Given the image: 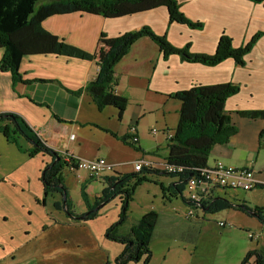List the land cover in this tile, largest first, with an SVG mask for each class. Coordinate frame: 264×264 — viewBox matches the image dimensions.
Returning a JSON list of instances; mask_svg holds the SVG:
<instances>
[{
  "label": "crops",
  "instance_id": "crops-1",
  "mask_svg": "<svg viewBox=\"0 0 264 264\" xmlns=\"http://www.w3.org/2000/svg\"><path fill=\"white\" fill-rule=\"evenodd\" d=\"M177 1L185 16L202 23L203 29L170 24L166 7L115 19L84 13L59 15L47 19L43 27L87 53L96 51L102 34L113 39L144 26L158 35H166L177 48L190 44L192 53L206 55L216 52L223 34L232 39L235 48L243 47L261 34L245 57V64L239 66L233 59H227L216 66H206L183 61L177 55L165 59L157 44L149 38H142L115 67L119 79L115 92L129 101L123 119L117 121L116 109L108 107L99 111L87 93H76L96 77L98 67L95 62L51 54L26 56L21 61L20 72L25 81H30L29 84L15 85L11 74L0 70V114L20 115L48 147L87 160L91 159L85 158L76 148L78 141H87L86 137L99 127L124 136L134 126L135 135L144 149L141 158L135 162L148 160L147 153L156 149L159 157L154 156L149 161L160 165L166 162L169 154V138H156L148 129L159 121L162 127L168 128L170 118L175 125L169 129L177 128L182 102L172 96L195 86L237 85L240 91L227 99L225 111L238 132L227 144L213 148L208 165L220 161L231 168L251 169L258 181L257 187L251 191L264 192V138L260 139L264 120L243 118L238 114L239 111L264 110V6L249 0ZM3 54L4 50L0 49V61ZM72 135L74 140H71ZM149 135L154 137L155 148H145V138ZM80 181L82 184L83 180ZM177 182L178 177L172 183ZM183 196L188 200L186 189ZM213 196L235 204L245 203L251 208L264 207V203L252 200L253 195L238 198L237 193L215 190ZM201 211L206 217L204 210ZM230 212L246 215L233 209L218 213Z\"/></svg>",
  "mask_w": 264,
  "mask_h": 264
},
{
  "label": "trees",
  "instance_id": "trees-1",
  "mask_svg": "<svg viewBox=\"0 0 264 264\" xmlns=\"http://www.w3.org/2000/svg\"><path fill=\"white\" fill-rule=\"evenodd\" d=\"M249 1L264 6V0ZM159 7L167 8L170 24L187 25L196 30L204 27L202 23L187 18L177 0H50L46 2L45 0H0V49L4 50L0 70L10 73L15 85L29 84L30 81H25L20 72L21 61L26 56L51 54L95 62L98 67L96 77L76 93H87L99 111L108 107L116 109L118 119L121 121L129 101L115 92V87L119 83L115 67L138 40L149 38L157 44L165 59L177 55L183 61L206 66H216L227 59H233L237 65L243 66L245 57L261 38V34H257L243 47L235 48L232 39L223 34L219 38L213 55L195 54L191 52L190 44L177 48L169 42L166 35H158L150 27L144 26L113 39H108L102 34L96 51L87 53L67 44L43 27V23L53 16L84 13L115 19ZM239 91L240 87L233 84L195 86L172 96L182 102V107L177 128L169 139V154L166 162L182 167L184 171L179 175H172L158 169H144L136 174L115 173L105 177V187L101 195L96 197L93 205H90L85 189L82 190V196L88 207V212L82 215H75L69 209L68 189L64 177V170L70 166L75 167L76 159H73L71 163L67 162L62 153L48 147L25 119L16 113L0 114V134L7 142L14 144L19 151L28 154L31 158L39 154L50 157V163L42 171L41 181L45 197L51 194L60 197L61 200L54 203L57 211L65 210L76 220L88 221L98 216V207H103L115 197L120 196L122 208L119 220L106 232V237L110 241L123 246L115 262L116 264H139L142 261V264H151L150 246L159 222V215L156 212L145 214L131 228L129 234H120V228L127 222L129 203L133 199L136 188L148 181L146 176L140 173L153 172L178 177L179 182L173 185L170 193L173 197L180 196L188 206H191L192 202L183 196L188 181L198 175L199 169L208 165L210 154L215 146L227 144L238 132L231 117L225 111V103ZM238 114L243 118L264 120V110L239 111ZM111 134L123 144L143 152L137 137L129 134L124 136ZM22 138L32 146L30 149L23 148L20 142ZM263 138L264 132H261L260 139ZM70 173L73 174V172ZM90 179L95 178L90 177ZM163 191H165L164 188ZM64 195H66V203H64ZM202 209L206 214L233 209L257 218L264 224V207L251 208L245 203L235 204L223 197L210 198L202 204ZM251 259H254L255 264H264V247L249 251L242 264H248Z\"/></svg>",
  "mask_w": 264,
  "mask_h": 264
},
{
  "label": "rangeland",
  "instance_id": "rangeland-1",
  "mask_svg": "<svg viewBox=\"0 0 264 264\" xmlns=\"http://www.w3.org/2000/svg\"><path fill=\"white\" fill-rule=\"evenodd\" d=\"M168 123L170 127L175 125L172 118ZM170 127H162L159 121L148 130L149 134L155 130L154 136L160 138L174 133ZM97 131L89 134L87 141L75 144L78 151L85 158H102L115 164L114 174L138 173L134 163L142 152L123 144L104 127ZM20 142L24 149L32 147L24 138ZM144 144L145 148H155L154 137H146ZM154 150L147 153L146 159L159 157ZM48 163L49 156L39 154L31 158L0 134V264H116L123 246L110 241L106 232L119 220L120 196L101 207L95 219L76 220L65 210L54 208V203L61 200L59 196L45 197L41 175ZM140 175H145L148 181L136 188L120 234H129L145 214L156 212L159 222L150 246L151 264H242L249 251L264 247V224L257 218L233 212L204 217L199 209L194 217L188 218L189 208L182 198L170 193L176 176L153 172ZM64 177L69 209L75 215L87 213L82 190L85 189L93 205L105 187V176L91 180L84 171L72 174L65 169ZM225 191L237 193L238 198L253 195L252 200L264 203V192L218 190ZM222 221L227 224L225 228L218 225ZM250 235H259L260 239H251ZM248 264H255L254 259Z\"/></svg>",
  "mask_w": 264,
  "mask_h": 264
},
{
  "label": "built area",
  "instance_id": "built-area-1",
  "mask_svg": "<svg viewBox=\"0 0 264 264\" xmlns=\"http://www.w3.org/2000/svg\"><path fill=\"white\" fill-rule=\"evenodd\" d=\"M156 131L152 130V134L155 135ZM136 128L133 126L129 130V135L136 137ZM167 137L170 139L172 134H168ZM75 136H71V140H74ZM65 160L69 163L73 159H76L67 152L62 153ZM77 164L75 167L70 166L68 170L70 172L85 171L90 177L101 179L102 177H109L114 175L115 164L107 162L105 159H76ZM136 171L140 172L144 169H157L165 171L168 174L179 175L184 170L182 167H176L164 162L157 165L153 161L141 160L134 163ZM158 169V170H159ZM103 178V180L105 179ZM258 185V181L255 177V172L248 168H231L226 166L224 163L217 161L212 165H207L205 168L198 170V175L191 178L188 181L186 189H188V200L191 206H188L187 217L192 218L195 215V210H202V204L213 198V192L219 189H233L241 191H251ZM220 227H226L227 224L224 222L219 223ZM251 239L259 240V235H250Z\"/></svg>",
  "mask_w": 264,
  "mask_h": 264
},
{
  "label": "water",
  "instance_id": "water-1",
  "mask_svg": "<svg viewBox=\"0 0 264 264\" xmlns=\"http://www.w3.org/2000/svg\"><path fill=\"white\" fill-rule=\"evenodd\" d=\"M64 203H66V195H64ZM102 206L98 207L100 209Z\"/></svg>",
  "mask_w": 264,
  "mask_h": 264
}]
</instances>
